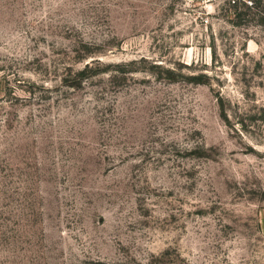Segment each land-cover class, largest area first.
Here are the masks:
<instances>
[{
    "label": "rangeland",
    "instance_id": "374dc122",
    "mask_svg": "<svg viewBox=\"0 0 264 264\" xmlns=\"http://www.w3.org/2000/svg\"><path fill=\"white\" fill-rule=\"evenodd\" d=\"M0 0V264H264V0Z\"/></svg>",
    "mask_w": 264,
    "mask_h": 264
},
{
    "label": "trees",
    "instance_id": "16d2710c",
    "mask_svg": "<svg viewBox=\"0 0 264 264\" xmlns=\"http://www.w3.org/2000/svg\"><path fill=\"white\" fill-rule=\"evenodd\" d=\"M256 4L255 0H253V5Z\"/></svg>",
    "mask_w": 264,
    "mask_h": 264
}]
</instances>
